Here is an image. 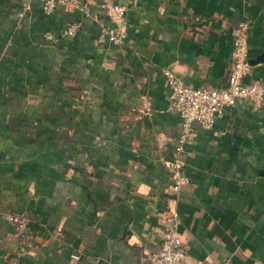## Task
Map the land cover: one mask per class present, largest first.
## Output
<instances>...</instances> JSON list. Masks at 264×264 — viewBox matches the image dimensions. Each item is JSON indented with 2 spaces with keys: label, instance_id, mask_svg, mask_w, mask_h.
<instances>
[{
  "label": "crops",
  "instance_id": "crops-1",
  "mask_svg": "<svg viewBox=\"0 0 264 264\" xmlns=\"http://www.w3.org/2000/svg\"><path fill=\"white\" fill-rule=\"evenodd\" d=\"M81 1L88 15L0 0V264H149L169 209L191 261L264 264V103L193 123L177 189L163 163L179 119L163 69L224 85L236 21L249 22L248 59L264 53V0H115L119 44ZM245 79L264 81V57Z\"/></svg>",
  "mask_w": 264,
  "mask_h": 264
},
{
  "label": "built area",
  "instance_id": "built-area-1",
  "mask_svg": "<svg viewBox=\"0 0 264 264\" xmlns=\"http://www.w3.org/2000/svg\"><path fill=\"white\" fill-rule=\"evenodd\" d=\"M43 14L50 13L57 4L75 7L89 14L88 6L81 0H38ZM96 6L102 10L107 24H100L101 31L108 41L121 43L125 37L124 6L115 0H96ZM79 22H70L61 29L60 34L72 35L79 28ZM249 22L245 19L236 21L231 28V49L229 51V67L226 82L221 86H190L185 84L170 70L163 69L168 89L167 106L178 114V122L173 146V155L165 160L164 166L169 171L171 187L177 189L187 182L182 172L184 160L182 151L188 137L192 134L193 123L202 128H209L215 118L226 106L247 100L254 106L264 103V81L246 80L250 63L247 55V35ZM43 37L54 39L48 32ZM12 225L20 230L24 227L23 217L14 212L6 216ZM177 214L169 209L168 224L165 226L158 247L150 252L149 264H213L210 261L193 262L188 258L185 246L176 230Z\"/></svg>",
  "mask_w": 264,
  "mask_h": 264
},
{
  "label": "water",
  "instance_id": "water-1",
  "mask_svg": "<svg viewBox=\"0 0 264 264\" xmlns=\"http://www.w3.org/2000/svg\"><path fill=\"white\" fill-rule=\"evenodd\" d=\"M263 57H264V53H260V54H258L256 56H254L253 58H249L248 62L249 63H253V62H255V61H257V60H259V59H261ZM259 172L264 173V169L263 168L260 169Z\"/></svg>",
  "mask_w": 264,
  "mask_h": 264
}]
</instances>
